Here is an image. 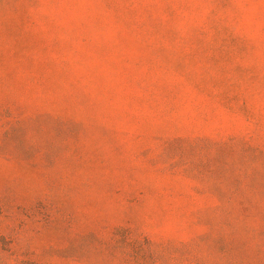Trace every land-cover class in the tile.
I'll list each match as a JSON object with an SVG mask.
<instances>
[{"label":"rangeland","instance_id":"obj_1","mask_svg":"<svg viewBox=\"0 0 264 264\" xmlns=\"http://www.w3.org/2000/svg\"><path fill=\"white\" fill-rule=\"evenodd\" d=\"M0 264H264V0H0Z\"/></svg>","mask_w":264,"mask_h":264}]
</instances>
